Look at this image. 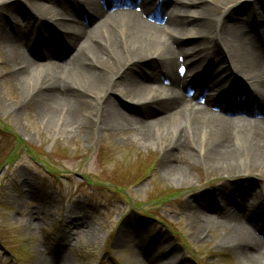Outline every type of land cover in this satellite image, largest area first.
Returning a JSON list of instances; mask_svg holds the SVG:
<instances>
[{
    "label": "bare ground",
    "instance_id": "obj_1",
    "mask_svg": "<svg viewBox=\"0 0 264 264\" xmlns=\"http://www.w3.org/2000/svg\"><path fill=\"white\" fill-rule=\"evenodd\" d=\"M3 1L10 8L1 13L0 42L13 65L10 76L44 119H55L54 133L65 122L75 137L133 131L147 143L154 138L150 126L160 125L162 169L185 182L198 162L222 175L238 171L244 159L264 169V0ZM243 1L233 16L231 8ZM70 10L76 20L67 18ZM65 30L66 40L57 42ZM39 43L43 64L30 54ZM63 47L70 57L53 62L49 52ZM192 48L197 61L187 60ZM46 67L54 75L40 74L32 85ZM117 98H126L127 112ZM79 102L90 105L87 119L78 118ZM249 194L222 191L224 207L215 192L200 194L193 224L200 237L222 227L220 243L239 264H264V196L255 192L256 204L249 205ZM84 225L68 223V234ZM52 261L70 264L62 255Z\"/></svg>",
    "mask_w": 264,
    "mask_h": 264
},
{
    "label": "rangeland",
    "instance_id": "obj_2",
    "mask_svg": "<svg viewBox=\"0 0 264 264\" xmlns=\"http://www.w3.org/2000/svg\"><path fill=\"white\" fill-rule=\"evenodd\" d=\"M4 3L0 0V31L5 23L1 13L10 8ZM245 4L230 13L236 16ZM68 14L69 20L77 19L74 10ZM66 32L56 41L64 42ZM44 46L39 43V52L30 53L37 63L46 62L40 57ZM189 46L192 42L183 45ZM49 53L56 63L70 57L64 47ZM195 53L188 50L187 60L197 61ZM12 66L0 42V264H52V257L60 255L69 257L70 264H239L220 243L222 227L200 237L202 231L193 224V200L215 192L217 204L224 207L227 200L220 193L237 189L248 191L247 204L255 205L254 193L264 196L260 164L251 169L244 159L238 171L222 175L198 162L187 169L192 178L185 182L162 169L160 125L150 126L154 138L147 143L133 131H83L75 137L66 133L65 122L54 133L55 119H44L43 109L28 102V92L18 90L9 73ZM40 74L53 76L54 70L42 68L32 85ZM117 99L127 112L126 98ZM79 105L78 118L87 119L83 111L90 105ZM73 221L85 224L75 236L67 227Z\"/></svg>",
    "mask_w": 264,
    "mask_h": 264
}]
</instances>
